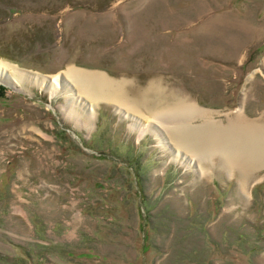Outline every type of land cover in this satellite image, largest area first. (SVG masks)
<instances>
[{
    "label": "rangeland",
    "instance_id": "obj_1",
    "mask_svg": "<svg viewBox=\"0 0 264 264\" xmlns=\"http://www.w3.org/2000/svg\"><path fill=\"white\" fill-rule=\"evenodd\" d=\"M0 61L101 72L145 119L182 100L190 126L264 128V0H0ZM25 88L0 84V264H264V167L196 174L112 104L87 129Z\"/></svg>",
    "mask_w": 264,
    "mask_h": 264
},
{
    "label": "bare ground",
    "instance_id": "obj_2",
    "mask_svg": "<svg viewBox=\"0 0 264 264\" xmlns=\"http://www.w3.org/2000/svg\"><path fill=\"white\" fill-rule=\"evenodd\" d=\"M119 83L101 72L81 68L72 67L64 73L46 76L0 61V84L19 92L28 93L25 87L29 85L49 91L51 96L63 95L66 113L77 118L83 117L84 122L78 121L76 124L87 129L96 118L99 103L105 101L112 104L120 120L128 121L130 130L136 131L140 138L147 134L155 136L158 146L171 154L174 163L196 174L203 175L193 158L200 162L204 157L217 153L221 156L220 165L227 170L238 168L240 177H249L258 168L264 167V128L252 130L229 125L228 130L220 126L209 130L213 125L208 128L190 126V119L202 118L205 111L182 100L175 107L149 110L151 119H145L137 105L124 97L123 87ZM204 127L206 129L203 131ZM240 134L249 140L245 152H237L235 143L223 142V138H234Z\"/></svg>",
    "mask_w": 264,
    "mask_h": 264
}]
</instances>
